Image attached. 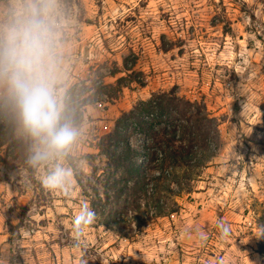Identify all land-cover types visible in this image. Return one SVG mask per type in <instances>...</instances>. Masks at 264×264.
I'll return each mask as SVG.
<instances>
[{
    "label": "rangeland",
    "instance_id": "374dc122",
    "mask_svg": "<svg viewBox=\"0 0 264 264\" xmlns=\"http://www.w3.org/2000/svg\"><path fill=\"white\" fill-rule=\"evenodd\" d=\"M34 13L59 113L75 98L81 116L66 122L70 145L34 161L41 145L0 85V264H264V0H0V32ZM170 91L217 120L220 147L191 192L172 185L176 211L149 219L143 199L138 212L114 201L119 173L98 144L122 112ZM57 166L65 181L46 189ZM85 208L96 219L78 232Z\"/></svg>",
    "mask_w": 264,
    "mask_h": 264
},
{
    "label": "trees",
    "instance_id": "16d2710c",
    "mask_svg": "<svg viewBox=\"0 0 264 264\" xmlns=\"http://www.w3.org/2000/svg\"><path fill=\"white\" fill-rule=\"evenodd\" d=\"M123 80L118 78L117 85ZM77 101L75 98L64 101L60 113V119L65 118L60 120L62 124L81 116ZM131 137L135 141L133 145L129 141ZM219 147L217 120L210 117L204 106L179 97L174 91L153 93L128 112H122L113 129L98 144L106 157L107 168L119 173L111 182L114 201L121 202L124 209L136 206L138 212L139 200L143 199L151 214L149 219L176 211L175 202L166 209L164 199L168 200V194L172 197L183 191L191 192V183L216 156ZM142 161H147L145 167ZM148 170H154V174L149 175ZM172 185L177 186V194ZM259 223V238L264 241V215ZM259 254L264 256V243Z\"/></svg>",
    "mask_w": 264,
    "mask_h": 264
},
{
    "label": "clouds",
    "instance_id": "9594fccd",
    "mask_svg": "<svg viewBox=\"0 0 264 264\" xmlns=\"http://www.w3.org/2000/svg\"><path fill=\"white\" fill-rule=\"evenodd\" d=\"M54 63L50 33L38 13L13 23L7 32H0V85L7 86L8 99L17 110L24 127L41 147L34 161L63 151L76 136L75 130L60 122V113L51 86ZM66 171L57 166L42 179L46 189L60 188ZM96 213L85 208L75 217L77 231L90 226ZM223 227L227 234V227Z\"/></svg>",
    "mask_w": 264,
    "mask_h": 264
}]
</instances>
